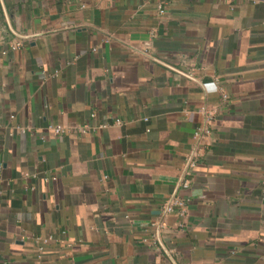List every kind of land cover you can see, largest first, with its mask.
Masks as SVG:
<instances>
[{
	"label": "crops",
	"instance_id": "obj_1",
	"mask_svg": "<svg viewBox=\"0 0 264 264\" xmlns=\"http://www.w3.org/2000/svg\"><path fill=\"white\" fill-rule=\"evenodd\" d=\"M0 39V264H264V0H0Z\"/></svg>",
	"mask_w": 264,
	"mask_h": 264
},
{
	"label": "built area",
	"instance_id": "obj_2",
	"mask_svg": "<svg viewBox=\"0 0 264 264\" xmlns=\"http://www.w3.org/2000/svg\"><path fill=\"white\" fill-rule=\"evenodd\" d=\"M3 40L0 39V51L1 53L5 52V49L3 48ZM19 42H11L8 44V46L11 48V49H16L18 46H19ZM93 116V114H91ZM84 126H80V130L81 131H84ZM54 132L55 133H61L62 132V128H60L59 126L57 127H54L53 128ZM199 132H196V135L198 134ZM190 165H193L194 162L191 161L190 159V162H189ZM179 185L182 187V188H187L188 185H189V180L185 177H181V180L179 182ZM185 208H186V200L183 198V197H180V196H177V195H172L170 196L169 198H167L164 203H163V212L164 214L166 213H171V212H177L180 216H183L185 214ZM153 225H155V223H153ZM179 226H181V223L178 224Z\"/></svg>",
	"mask_w": 264,
	"mask_h": 264
}]
</instances>
